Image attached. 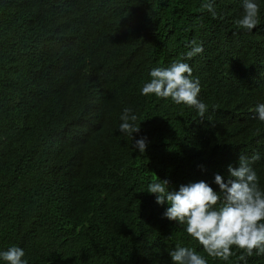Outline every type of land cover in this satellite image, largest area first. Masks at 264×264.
Returning <instances> with one entry per match:
<instances>
[{"label":"trees","instance_id":"obj_1","mask_svg":"<svg viewBox=\"0 0 264 264\" xmlns=\"http://www.w3.org/2000/svg\"><path fill=\"white\" fill-rule=\"evenodd\" d=\"M0 0V251L27 264H171L177 244L208 257L163 217L148 184L169 190L214 175L240 155L264 191V0L260 24L235 26L242 0ZM203 52L184 55L190 41ZM181 60L199 78L194 108L140 90L155 67ZM125 108L133 138L119 131ZM144 138L141 153L135 141ZM0 264H5L0 260ZM264 264V255L247 258Z\"/></svg>","mask_w":264,"mask_h":264},{"label":"clouds","instance_id":"obj_2","mask_svg":"<svg viewBox=\"0 0 264 264\" xmlns=\"http://www.w3.org/2000/svg\"><path fill=\"white\" fill-rule=\"evenodd\" d=\"M242 14L235 20L237 29L251 32L260 24V7L256 0H242ZM200 11H207L216 18L214 0H204ZM190 49L184 55L191 60L203 52L202 44L195 39L189 42ZM150 81L143 84L140 94H154L158 98L169 99L176 105L194 108L203 119L208 105L199 99L201 85L199 78L194 77L192 68L186 62L177 60L168 67L151 69ZM257 118L264 122V103L255 109ZM138 117L131 108H125L120 116L122 121L119 131L133 138L139 132ZM135 147L143 153L146 148L144 138L135 141ZM260 157L254 154L251 158L240 155L238 165H229V178L224 182L219 174L214 175V182L219 193L214 191L203 180L180 185L176 191L169 190L168 180L157 176L148 184L147 192L154 194L156 204H167L163 217L183 226L184 232L202 246L208 257L227 262L235 255L233 246L240 250L238 259L247 264V258L264 255V191L259 186V178L252 164ZM25 252L18 246H10L0 251V260L5 264H27ZM171 264H208L204 255L193 247L177 244L168 251Z\"/></svg>","mask_w":264,"mask_h":264}]
</instances>
